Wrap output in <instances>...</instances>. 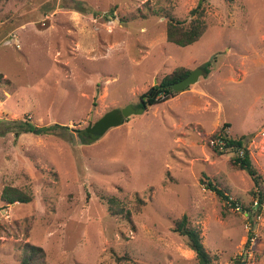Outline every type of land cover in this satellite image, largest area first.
I'll use <instances>...</instances> for the list:
<instances>
[{
    "label": "rangeland",
    "instance_id": "obj_1",
    "mask_svg": "<svg viewBox=\"0 0 264 264\" xmlns=\"http://www.w3.org/2000/svg\"><path fill=\"white\" fill-rule=\"evenodd\" d=\"M200 4L202 37L170 41L169 17ZM208 61L188 89L83 143L91 119ZM26 119L69 128L18 134ZM226 121L247 135L258 189L208 144ZM205 174L246 207L264 196V0H0V264H19L27 242L45 251L38 264H199L174 231L184 214L213 264H264V201L255 216L226 208ZM7 185L33 200L5 203ZM113 195L131 221L110 213Z\"/></svg>",
    "mask_w": 264,
    "mask_h": 264
},
{
    "label": "trees",
    "instance_id": "obj_2",
    "mask_svg": "<svg viewBox=\"0 0 264 264\" xmlns=\"http://www.w3.org/2000/svg\"><path fill=\"white\" fill-rule=\"evenodd\" d=\"M200 4L196 9H193L191 15L192 19L188 22H183L176 19L174 16H170L167 21V36L170 41L179 45L187 46L198 41L207 29V23L203 19L204 9ZM212 61L206 62L202 67L204 69V75H208L211 72ZM192 69L185 67H177L173 72L167 74L156 85L152 86L147 92L140 95L139 103L134 105L136 113H144L148 111L153 105L160 102L168 101L173 96L178 94L173 89V84L184 79L191 73ZM127 118L124 119L123 123ZM15 131L18 134L29 133L35 131H41L43 133H52L53 129L60 128L68 129V126H63L55 123L52 126L38 127L31 119H26L21 124H17ZM231 123L224 122L216 131H214L209 138L208 144L213 150L219 154L232 153L231 158L232 165L239 170L246 171L254 181V185L258 187L263 181V176L257 168L251 148L247 141V135H233L230 132ZM12 128V127H8ZM80 137L85 142H92L97 140L100 136L92 135L86 132V130L79 131ZM207 189L214 191L219 198L224 202L226 208H242L249 212L250 216L257 215L262 212V205L264 201L263 191L259 189L258 201L252 206L246 207L240 199L233 198L228 191L222 188L216 181L208 176L204 175L201 179ZM1 199L7 204H13L16 202L29 203L33 200V195L18 187L7 185L4 187ZM108 203V209L112 215H120L127 220L131 221V211L126 208L121 198L113 195L106 198ZM139 203H144L139 196L137 197ZM141 209V206H138ZM254 215V216H255ZM174 231L180 235L188 238L189 247L196 252L199 264H213V258L211 254L206 250L203 237L200 229L194 227L191 224V220L187 214H184L181 219L176 221ZM251 239L247 242V247L251 244ZM22 257L19 264H38L43 261L45 257V251L42 247L33 245L31 243H25L21 246ZM118 261L131 260L129 255L117 257Z\"/></svg>",
    "mask_w": 264,
    "mask_h": 264
},
{
    "label": "water",
    "instance_id": "obj_3",
    "mask_svg": "<svg viewBox=\"0 0 264 264\" xmlns=\"http://www.w3.org/2000/svg\"><path fill=\"white\" fill-rule=\"evenodd\" d=\"M204 74L203 67L199 66L191 71V73L184 79L173 84V89L177 92L188 89L191 85L197 83L200 77ZM157 82L155 83V85ZM135 108L132 104H129L123 108H113L107 111L100 119L93 122L91 119L86 132L96 136H103L108 130L114 127L120 126L125 118L130 117L135 113ZM241 264H246L242 261Z\"/></svg>",
    "mask_w": 264,
    "mask_h": 264
}]
</instances>
